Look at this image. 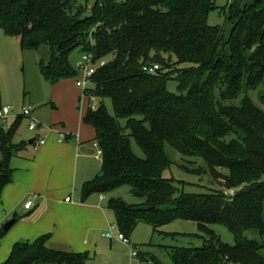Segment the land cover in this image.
I'll use <instances>...</instances> for the list:
<instances>
[{"label":"trees","instance_id":"1","mask_svg":"<svg viewBox=\"0 0 264 264\" xmlns=\"http://www.w3.org/2000/svg\"><path fill=\"white\" fill-rule=\"evenodd\" d=\"M213 8L215 0H95L90 7L83 0H0V29L19 39L23 50L48 46V60L38 66L50 83L77 76L68 60L74 48L95 58L111 56L92 78L99 106L83 118L95 130L101 165L83 183L82 196L128 185L141 203L107 201L119 231L129 238L140 222L156 231L174 219L189 220L208 238L200 247H165L171 264H264V111L246 94L237 105L223 104L258 86L264 102V0H229L227 34L208 24ZM150 62L158 70L142 71ZM170 78L178 93L167 90ZM22 117L9 128L0 124V199L12 181L10 160L25 145L13 141ZM131 139L143 158L132 150ZM165 145L201 157L223 189L176 195L173 178L163 176L170 165ZM215 223L227 227L233 244L219 239L209 227ZM249 230L260 241L248 238ZM7 231L1 229L0 238ZM48 238L17 241L0 264L89 259L88 252L49 248ZM139 257L163 264L153 254Z\"/></svg>","mask_w":264,"mask_h":264},{"label":"crops","instance_id":"2","mask_svg":"<svg viewBox=\"0 0 264 264\" xmlns=\"http://www.w3.org/2000/svg\"><path fill=\"white\" fill-rule=\"evenodd\" d=\"M87 103L74 78L50 83L38 98L39 107L31 111L38 127L30 130V135L13 139L25 145L10 160L12 181L1 193L0 224L16 217L5 239L13 235L15 241H33L49 234V248L88 252L86 264H130L129 249L103 235L115 223L107 207L111 197L96 192L82 196L83 183L92 179L101 165L96 157L95 130L83 121ZM59 131L65 133L64 141L58 140ZM24 136L30 138L24 140ZM36 138L44 139L38 148L34 141L29 143ZM94 162L98 168L93 167ZM29 200L32 206L26 209ZM7 249L4 246L0 251V259Z\"/></svg>","mask_w":264,"mask_h":264},{"label":"rangeland","instance_id":"3","mask_svg":"<svg viewBox=\"0 0 264 264\" xmlns=\"http://www.w3.org/2000/svg\"><path fill=\"white\" fill-rule=\"evenodd\" d=\"M122 1V0H118ZM89 7L94 4L95 0H83ZM229 0H215V8L208 13V24L219 25L224 29L225 34L229 31V24L226 21L227 5ZM80 48H74L68 56V60L72 66L80 57ZM49 57V48L47 45H41L37 50H23L20 41L16 37L6 36L0 29V105H9L16 113L15 117L8 118L7 122L0 124L9 128L16 116L21 113L22 107L31 106L33 112L39 107L38 98L49 87L50 82L45 80L41 75L38 63L40 60L47 61ZM111 56H107L109 60ZM182 63L180 66H186ZM177 81L170 78L166 82V88L171 93H178ZM261 86L255 89L241 92L238 97L231 100H225L223 104L237 105L244 94L248 95L254 104L264 111V102L259 98ZM100 100L94 102L99 104ZM103 104L110 115H114L113 107L110 99L104 98ZM28 118L22 117L20 124L16 127L15 137L20 134L30 135L32 132L28 130ZM124 120H121L123 124ZM28 137L24 136V140ZM228 139V138H227ZM16 140V139H15ZM131 146L134 153L143 158L144 154L138 145L131 139ZM165 152L169 156L170 165L163 171V176L173 178V184L177 188L176 195L184 193H209L210 191L223 189L222 182L216 181L209 172L205 161L198 156H183L170 145H165ZM100 161V160H98ZM96 160V162H98ZM94 162L93 167L98 168V164ZM107 198L119 197L129 204H138L142 199L134 196L128 185L121 186L115 190L105 193ZM171 206H166L169 208ZM264 219V212H263ZM11 220V219H10ZM8 220L0 224V230ZM209 227L215 232L219 239L226 244L234 243V236L223 224H210ZM5 235H7L5 233ZM0 238V251L4 250V246L8 247L7 252L3 254L0 263L8 257L12 246L17 242L12 240L14 236H6ZM246 236L251 239L260 241V237L255 231L249 230ZM4 238V239H3ZM208 237L201 233L196 222L182 219H174L173 221L159 227L156 231L147 224L140 222L137 224L131 235L130 242L135 247L132 248L138 252L135 257H130V264H149L140 259V254H153L158 257L163 264H171L168 246H187L200 247L205 243ZM20 241V240H18ZM1 257V256H0Z\"/></svg>","mask_w":264,"mask_h":264},{"label":"built area","instance_id":"4","mask_svg":"<svg viewBox=\"0 0 264 264\" xmlns=\"http://www.w3.org/2000/svg\"><path fill=\"white\" fill-rule=\"evenodd\" d=\"M107 62L105 58H95L92 53H81L80 57L76 61L74 67L77 70V76L74 77L75 85L81 88L84 91V94L87 96V108L88 110H96L99 104H95L96 99H99L98 95L93 91V81L92 78L96 71L104 66ZM159 64L155 62L145 63L141 66V70L146 73H154L158 70ZM100 103V102H99ZM32 107L23 106L20 115L28 118V129L35 130L38 127L39 122L31 116ZM16 113L13 111L12 107L9 105H0V120L4 123L7 122L8 118L15 117ZM58 140L64 141L66 135L64 132L59 131ZM34 147L38 148L44 143V139H35ZM96 157L100 160L101 151L98 150ZM229 194L233 193V190H228ZM69 200V197L66 198ZM32 206V202L29 200L24 204V208L29 209ZM106 238L111 240H117L123 243L129 249L130 257H135L138 255L136 250H133V245L130 242V239L126 237L121 231L117 229L116 224L114 223L103 234ZM149 263V262H148Z\"/></svg>","mask_w":264,"mask_h":264},{"label":"water","instance_id":"5","mask_svg":"<svg viewBox=\"0 0 264 264\" xmlns=\"http://www.w3.org/2000/svg\"><path fill=\"white\" fill-rule=\"evenodd\" d=\"M194 86L195 84H191V86L188 88V90L186 91V96L189 97L192 93H193V90H194ZM32 141H34V139H30L29 140V143H31ZM15 219H11V220H8L2 227L3 230H8L11 225L14 223Z\"/></svg>","mask_w":264,"mask_h":264}]
</instances>
